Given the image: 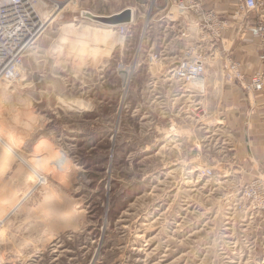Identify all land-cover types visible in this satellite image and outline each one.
Wrapping results in <instances>:
<instances>
[{
  "label": "rangeland",
  "instance_id": "obj_1",
  "mask_svg": "<svg viewBox=\"0 0 264 264\" xmlns=\"http://www.w3.org/2000/svg\"><path fill=\"white\" fill-rule=\"evenodd\" d=\"M49 2L59 13L21 74H0V264H264V207L249 195L264 185V146L250 157L242 140L264 97L248 86L259 42L249 52L231 27L204 86L184 84L167 74L180 42L168 35L150 59L152 0ZM125 8L124 40L93 18ZM228 60L242 79L225 77Z\"/></svg>",
  "mask_w": 264,
  "mask_h": 264
},
{
  "label": "built area",
  "instance_id": "obj_2",
  "mask_svg": "<svg viewBox=\"0 0 264 264\" xmlns=\"http://www.w3.org/2000/svg\"><path fill=\"white\" fill-rule=\"evenodd\" d=\"M49 1L0 0L1 75L21 74L19 68L22 66L24 56L49 24L38 10L43 3L48 13L55 5L52 1L51 6ZM149 6L157 16L155 26L159 31L154 39V43L158 41L157 51L150 59L159 61L168 53L166 50L169 44L168 35L170 41L176 40L182 45L174 56L177 57L176 65L169 67L168 78H174L184 84L202 80L206 63L213 54V47L223 44L226 33L233 27L235 36L240 37L239 40L243 35L248 37L249 42L257 40L260 44L259 59L262 68L251 73L248 86L254 92L264 90V0H230L229 10L224 13L219 12L215 4L207 0H152ZM172 10L177 12V17ZM53 12L54 10H51L49 14L52 15ZM144 24L141 45L152 27L149 21ZM133 25V20L116 25V31L122 40L130 35ZM227 62L229 67L225 77L242 79L244 73L241 70V63L235 60ZM117 71L123 74V83L127 85L130 81V67L119 64ZM249 195L258 202V205L264 207V185L257 187Z\"/></svg>",
  "mask_w": 264,
  "mask_h": 264
},
{
  "label": "crops",
  "instance_id": "obj_3",
  "mask_svg": "<svg viewBox=\"0 0 264 264\" xmlns=\"http://www.w3.org/2000/svg\"><path fill=\"white\" fill-rule=\"evenodd\" d=\"M224 0H210L209 2L214 4H219L218 11L221 13H224L225 10H220L222 8ZM133 13V10H132ZM254 42H251L249 44L251 52V48L253 46ZM247 54V52H246ZM251 60L250 62H253L254 57L249 56L248 58ZM256 60L259 62L258 56H256ZM260 63V62H259ZM262 94L256 95L255 100L250 103V111L248 115V119L243 120L244 123H242V126L247 125L248 131L246 133H242V140L245 144V150L249 154L250 157H253L254 152H257L258 150H261L260 148L264 146V97L261 96ZM247 123V124H246ZM260 146V147H259ZM263 148V147H262Z\"/></svg>",
  "mask_w": 264,
  "mask_h": 264
},
{
  "label": "water",
  "instance_id": "obj_4",
  "mask_svg": "<svg viewBox=\"0 0 264 264\" xmlns=\"http://www.w3.org/2000/svg\"><path fill=\"white\" fill-rule=\"evenodd\" d=\"M132 13L130 8H125L121 10L120 12L108 15V16H102V15H96L93 16L95 21L101 22L103 24L107 25H117L121 23H127L131 20Z\"/></svg>",
  "mask_w": 264,
  "mask_h": 264
},
{
  "label": "bare ground",
  "instance_id": "obj_5",
  "mask_svg": "<svg viewBox=\"0 0 264 264\" xmlns=\"http://www.w3.org/2000/svg\"><path fill=\"white\" fill-rule=\"evenodd\" d=\"M58 6V10H61V9H63V6H64V4H58L57 5ZM38 10H39V12H41L42 13V15H43V17L46 19V22L47 23H49L50 22V20L54 17V16H57V14L59 13V11L57 10V13L55 12L54 13V15H50V14H48L47 13V10H45V8H44V4L43 3H41L40 4V6L38 7ZM132 13V12H131ZM133 14V13H132ZM48 15H50V16H48ZM67 25H70V24H67ZM107 25V24H106ZM74 26V25H73ZM107 26H109V27H115L116 25H107ZM76 27V26H75ZM76 28H78V27H76ZM93 30H96V31H98V30H102L104 33H109V32H112L111 30H103V29H99V28H94ZM103 33V34H104ZM106 35V34H105ZM109 36V35H108ZM106 37V36H105ZM96 38V37H95ZM82 40V39H81ZM74 41V40H73ZM77 43H79V42H77ZM91 48V47H90ZM93 48V47H92ZM95 48H97V47H95ZM101 49V48H100ZM96 50V49H95ZM94 50V51H95ZM103 50V49H102ZM98 51H101V50H98ZM98 51H96V52H98ZM102 52H105V51H102ZM101 52V53H102ZM94 54H95V52H94ZM98 54V53H97ZM106 55V54H105ZM129 74H125V76H128ZM202 81L203 80H200V81H195L194 82V84H197V85H199V86H204L203 85V83H202ZM193 83V82H192ZM126 85V84H125Z\"/></svg>",
  "mask_w": 264,
  "mask_h": 264
}]
</instances>
